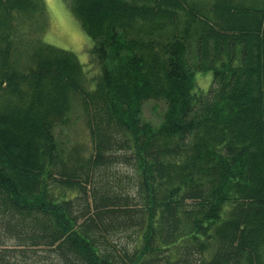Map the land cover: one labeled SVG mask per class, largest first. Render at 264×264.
Returning a JSON list of instances; mask_svg holds the SVG:
<instances>
[{"label": "trees", "instance_id": "obj_1", "mask_svg": "<svg viewBox=\"0 0 264 264\" xmlns=\"http://www.w3.org/2000/svg\"><path fill=\"white\" fill-rule=\"evenodd\" d=\"M64 1L94 42L91 80L42 40L44 0H0L3 238L62 264H264V0ZM117 164L135 192L89 196Z\"/></svg>", "mask_w": 264, "mask_h": 264}, {"label": "rangeland", "instance_id": "obj_2", "mask_svg": "<svg viewBox=\"0 0 264 264\" xmlns=\"http://www.w3.org/2000/svg\"><path fill=\"white\" fill-rule=\"evenodd\" d=\"M44 2L47 7V28L41 37L42 40L47 44L74 53L83 65L88 80H91L100 73L98 66L91 63L93 40L83 31L80 23L71 14L66 1L44 0ZM195 79L199 88L198 92L201 91L206 94L213 83L212 73L197 72ZM164 112L165 107L159 102L152 101L144 106V117L154 126L159 125ZM87 135L88 132L84 130L78 132L77 135L71 132L70 139L72 142L87 141V144H89ZM97 172L96 179L88 186L89 196L99 186L122 195H130L135 192L134 186L131 185L135 174L127 165L117 164L108 170ZM1 228L0 225V260L2 258L0 264H62L60 259L46 247L35 249L19 248L15 238H3L2 233L5 231H2ZM131 237L129 233L116 232L112 233L110 237L108 236V241L112 247H116L119 250L126 245L133 246Z\"/></svg>", "mask_w": 264, "mask_h": 264}]
</instances>
